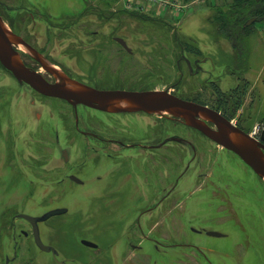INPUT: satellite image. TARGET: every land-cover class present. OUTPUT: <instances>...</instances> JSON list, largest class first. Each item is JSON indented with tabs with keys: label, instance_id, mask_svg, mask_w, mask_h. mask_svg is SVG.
<instances>
[{
	"label": "rangeland",
	"instance_id": "374dc122",
	"mask_svg": "<svg viewBox=\"0 0 264 264\" xmlns=\"http://www.w3.org/2000/svg\"><path fill=\"white\" fill-rule=\"evenodd\" d=\"M1 1L3 14L11 21L14 31L34 32L31 38L36 39L39 45L47 47L48 57L52 62L65 66L64 69L71 76L91 81L99 87L138 89L164 87L176 78L177 68L170 66V61L166 58L160 59L159 69L153 71L147 66L150 63L149 58L142 57L140 49L158 47L165 48V52H170L180 45L181 39L191 38L193 40L191 44L196 46L201 54L186 52V56L192 62L198 57L206 58L207 62L201 63L202 71L195 75H189L185 62H181L183 76L180 84L175 88L176 93L184 98L197 99L215 106L217 103L216 95L213 93L215 85L226 93H229L233 87L239 86L241 89L247 85L242 106L233 114V122L256 135L264 126V19L257 20L255 17H250L248 20L255 18L248 25L253 24L252 31L250 34L239 33L241 37L239 38L238 35V41L233 35L229 38L217 37L208 23L209 17L213 16L218 8L226 9L234 0H200L193 3L189 0H179L177 5H181L180 9L171 3L166 5L158 3L162 10L158 6L146 9L147 7L141 6L136 0L133 2L129 0ZM24 5L28 6L27 10L34 14L32 20L36 18L33 24L28 22L30 12L22 9ZM134 12L138 13L136 17L133 16ZM40 13L50 15L52 24L44 21ZM67 16L71 21L75 19L74 27H63V25H71V22H65L64 17ZM86 31H99L101 37L112 32V36L124 38L138 55L133 58L112 60V56L104 54V50L109 49L112 52V48L119 49L121 44L112 39L110 43L106 42V46L102 45L99 43L100 39L88 37ZM81 38L84 39V43L81 42ZM49 40L51 43L47 42ZM91 40H94V43L89 44L88 41ZM77 47L86 58L78 56L79 53L75 56H65L64 52H68L67 48L69 52H73ZM200 62L203 61L200 60ZM57 67L60 68V66ZM161 74L165 76L161 78ZM26 100L27 96L19 99V103L22 104L20 113L21 118L28 119L30 115L28 105L24 103ZM44 110L48 109L44 108ZM231 112L228 113L231 114ZM3 122L5 124L4 129L0 130V146L8 144L7 142L12 143L10 134L18 127L14 124L16 122L12 116L5 115ZM139 124L141 127L147 125L143 121ZM34 125L33 120H28L27 127ZM171 126L176 125L165 119L166 132L170 131ZM6 127L12 128L5 129ZM70 127L69 120L68 128ZM177 127L179 134L190 139L197 149L195 158L197 162H193L192 165L200 161L199 172L237 182L240 194L237 196L242 195L237 203L250 208L249 210L260 208L264 212V180L262 178L233 152L223 149L222 146L205 138L199 132L188 129L182 123H178ZM74 146L77 148L76 145ZM176 147L179 149V158L174 163V169L182 172L191 162L193 151L182 144ZM168 164L173 167L171 163ZM190 175L191 173L187 174L183 179L186 186L189 180L191 181ZM205 184L204 178L198 179V187ZM15 186L16 183L9 182L5 183V186L0 184V211L5 210L4 213H0V264H61V262L92 264L94 253L99 250H93V253L92 250L80 244L79 240L84 233L95 234L99 249L102 248L100 254L103 264H142L141 262L146 260L147 264H154L153 261L156 258L153 256L159 253L153 249L151 243L158 245L189 240V218L193 206L189 197L183 196L178 200L167 199L160 204L162 208L142 217L140 221L151 242L148 243L149 257L142 260L138 251H135V247L131 245V242L135 245L139 242L133 240L137 237L139 239L140 236V231L135 225L139 215L133 211V208H131L133 213L127 214L120 209L126 205L132 206L130 199L116 198L112 201L106 196L108 195L106 192H102L103 190L86 198L79 194L82 188L70 186L68 197L51 199L53 206L65 205L68 212L61 216H54L48 221L49 225L45 227L44 224L43 227L45 239L59 250L55 257L52 253L40 251L31 234L27 237L18 235L20 228L30 232V224L24 218L18 216L15 218L9 209L18 207L20 208L18 212L34 215L43 198L29 197L27 183ZM72 190L74 193L71 192ZM155 201L140 200L137 206L138 208L146 204L152 206L156 204ZM172 208L176 210L170 211ZM11 223L17 227L15 238L18 244L17 250H14L15 240L12 232H9ZM159 249L163 250L162 247ZM177 250L166 254H164L165 251H160L162 257L160 256L157 264H189V248L181 247L179 253ZM176 254H180L183 258L174 259L172 256Z\"/></svg>",
	"mask_w": 264,
	"mask_h": 264
},
{
	"label": "flooded vegetation",
	"instance_id": "af4514ba",
	"mask_svg": "<svg viewBox=\"0 0 264 264\" xmlns=\"http://www.w3.org/2000/svg\"><path fill=\"white\" fill-rule=\"evenodd\" d=\"M32 5L36 7L35 4ZM2 6L3 2L0 0V16L13 30L11 21L3 14ZM4 7L6 8V6ZM22 9L30 12L27 10L29 9L28 6L24 5ZM40 16L44 21L52 24L50 15L40 13ZM33 17L34 14L30 12L28 16L29 23L33 24L36 21V18L32 20ZM64 18L65 22H71V25H63V27H74L76 24L75 19L71 21L69 16ZM14 32L32 46L47 63L56 68L60 66L58 69L68 76L89 86L102 90H167L169 93L183 99L207 105L226 116L225 111L216 108L218 105L217 96L216 105L211 106L197 99L184 98L176 93L175 88L180 84L183 76L181 62H185L189 75L201 72V63L207 62L206 58L199 59V57L192 62L186 56V52L192 54L193 52L183 46L179 45L170 52H165V48L158 47L140 49L142 51L140 52L141 56L149 58L150 63L147 66L150 69L152 68L153 71L159 69L160 59L165 60L166 58L170 61V66H174V69L177 68L176 78L164 87L145 89L134 87L106 88L94 85L91 81L71 76L64 69L65 66L52 62L48 57L47 47L39 45L36 39L31 38L34 32L29 30ZM85 33L92 39H100L99 43L105 46L107 41L110 43L112 39L117 41V38H122L112 36V32H109L105 37H101L99 31H86ZM55 39L57 38L55 37ZM81 39V42L84 43V39ZM47 42L51 43L50 40ZM88 43L92 44L94 40L88 41ZM14 47L28 68L40 73L48 82L55 83L57 81V77L46 70L34 54L24 50L20 45ZM78 49L79 47L74 49L77 50L76 52L74 50L69 52L67 48L68 52H64L65 56H75L76 53H79L78 56L86 58L83 52ZM104 54L111 55L112 60L116 58H133L138 55L129 45L125 47L122 44L119 49L112 48V52L109 49L104 50ZM200 60L203 62H200ZM153 71L151 72L153 73ZM164 76L163 74L160 75L161 78ZM239 89L240 87L236 86L229 92ZM213 93L215 94L214 90ZM26 96L27 100L24 103L28 105L30 115L28 119L26 117L21 118L20 108L22 104L19 103V99ZM44 108L48 110L45 111ZM5 115L13 117L16 122L14 124L18 126V129L16 128L11 134L8 133L12 135V143L7 142L8 144L0 146V184L5 186V183L8 182L16 183L15 187H18L21 183H27L29 185V197L43 198L42 203L37 206L38 211L33 216H42L52 209L67 208L62 204L53 206L51 199L68 197L70 186L82 188L83 190L79 194L86 198L103 190L102 192H106L108 194L106 196L111 198L112 201L116 198L130 199L132 206L126 205L120 209L124 214H127L133 208V211L139 215L135 220V225L140 231V236L137 235L139 239L138 237L133 239L139 242L136 245L131 242V245L135 247V251H138L137 253L140 254L142 260H146L149 257L148 243L151 242L148 239V234L144 232L145 229L140 220L144 215L146 216L150 212L162 208L160 204L163 201L167 199L178 200L185 196V198L189 197L193 204L189 218V240H178L158 245L151 243L153 249L159 253V255L153 256L156 258L153 261L154 264L158 263L160 256L162 257L160 251H165L164 254H166L178 249L177 253H179L181 247L189 248V264H264V212L260 208L249 210L250 208H245L237 203V200L242 198V195L237 196L239 194L237 182L226 181L220 176L217 178L210 176L211 174L199 172L200 161H198V165H192L193 162H197L195 159L197 149L190 139L179 134L178 123H182L188 129L195 130L205 138L217 145L219 144L200 130L187 125L182 118L173 115L165 116L164 114L149 113L144 110L116 112L82 103L74 105L66 99L44 94L25 81H19L14 73L0 62V130L4 129ZM165 119L176 125L171 126L170 131L167 132L164 128ZM28 120H33L35 125L27 127ZM69 120L71 121L70 129L68 128ZM230 120L233 121V118ZM141 121L147 125L141 127L139 124ZM207 122L215 127L214 123ZM236 125L241 127L239 124ZM11 128L6 127L5 129ZM241 128L245 130V128ZM259 134L260 136L256 137L257 139L264 137L262 131ZM179 144L190 147L193 151L191 162L182 172L174 169V163L179 158V149L176 147ZM223 149L231 151L224 147ZM168 163H171L173 167H170L171 165ZM189 173H191V181L189 180L186 186L183 179ZM199 178H204L206 181L204 186H197ZM71 192L74 193L73 190ZM148 199L156 200V204L152 206L146 204V206L138 208L137 205L140 200L146 201ZM19 210L18 207L9 209L13 212L15 218L19 214H28L18 212ZM175 210L176 208H172L170 211L174 212ZM9 211L6 210V212ZM4 212L5 210L0 211V213ZM66 212H68V208ZM55 216L57 217V215ZM110 216L112 220V212ZM53 217L38 222V229L44 244L55 247L43 236L44 224L47 227L49 225L48 221ZM29 224L30 232L20 228L18 235L27 237L31 234L35 242L34 228L30 222ZM16 231L17 227L14 223H11L9 232H12L15 240L14 250L18 249L15 239ZM83 240H88L97 244V246L86 245ZM79 241L81 245L89 250H99L96 253L93 251L92 264H103L100 254L102 248L99 249L95 234L84 233ZM35 245L37 246L36 242ZM159 247H162L163 250H160ZM38 249L44 251L39 247ZM55 249L59 253L56 247ZM172 257L174 259L183 258L180 254ZM70 260L73 261V259ZM141 263L147 264L148 262L146 260Z\"/></svg>",
	"mask_w": 264,
	"mask_h": 264
},
{
	"label": "water",
	"instance_id": "95a60500",
	"mask_svg": "<svg viewBox=\"0 0 264 264\" xmlns=\"http://www.w3.org/2000/svg\"><path fill=\"white\" fill-rule=\"evenodd\" d=\"M254 20L255 18L248 20L244 26H248ZM117 41L123 46L128 47V44L122 38H117ZM15 45H20L34 54L44 68L57 77V81L55 83L48 82L40 73L28 68L15 49ZM0 62L7 69L11 70L19 81H25L44 94L66 99L74 105L82 103L116 112L144 110L149 113H171L176 117H180L187 125L200 130L219 145L236 153L264 180L263 136L257 139L218 110L204 104L183 99L169 93L167 90H102L73 79L62 70L42 59L32 46L10 29L1 16ZM207 121L214 123L215 127L209 125ZM66 211L67 208H57L46 212L42 216L29 214H19L18 216L26 219L33 225L37 246L46 252H52L56 257L58 251L55 247L46 245L41 240L38 222L45 221L55 215L63 214ZM83 243L93 247L97 246V244L88 240H83ZM64 263L61 262V264Z\"/></svg>",
	"mask_w": 264,
	"mask_h": 264
},
{
	"label": "trees",
	"instance_id": "16d2710c",
	"mask_svg": "<svg viewBox=\"0 0 264 264\" xmlns=\"http://www.w3.org/2000/svg\"><path fill=\"white\" fill-rule=\"evenodd\" d=\"M134 13L135 15L133 16L136 17L138 13ZM139 15L141 16V14ZM250 17H255L257 20L264 19V0H234L228 5V8H218L214 15L209 17L208 23L210 27H212L211 31L215 32L214 35L217 37L229 38L233 35L234 39L238 41L241 37L239 33H251L253 24L247 27L244 26V23ZM191 41H193L191 38L181 39L180 45L200 55L201 51L191 44ZM246 91L247 85L229 93L223 92L219 86H215L214 92L218 98V105L216 108L225 111L227 118L232 119L233 114L241 107L242 98ZM228 112H231V114H228ZM261 131L264 135V126Z\"/></svg>",
	"mask_w": 264,
	"mask_h": 264
},
{
	"label": "built area",
	"instance_id": "2783aa9c",
	"mask_svg": "<svg viewBox=\"0 0 264 264\" xmlns=\"http://www.w3.org/2000/svg\"><path fill=\"white\" fill-rule=\"evenodd\" d=\"M130 2H133V0H129ZM149 2H151V3H155V2H158V3H160L161 5H163V4H173V5H176L177 6V8L178 9H180L181 8V5H177L178 3H179V0H148ZM190 2H196V1H200V0H189ZM173 2V3H172ZM254 136H259V134H253Z\"/></svg>",
	"mask_w": 264,
	"mask_h": 264
},
{
	"label": "crops",
	"instance_id": "0c3cea01",
	"mask_svg": "<svg viewBox=\"0 0 264 264\" xmlns=\"http://www.w3.org/2000/svg\"><path fill=\"white\" fill-rule=\"evenodd\" d=\"M136 1H138L139 3H140V5L141 6H145V7H147L146 9H153L154 8V6H158L159 7V4H158V2H155V3H151V2H149L148 0H136ZM184 1V0H183ZM158 4V5H157ZM157 7V8H158ZM159 9L160 10H162L160 7H159Z\"/></svg>",
	"mask_w": 264,
	"mask_h": 264
},
{
	"label": "bare ground",
	"instance_id": "6f19581e",
	"mask_svg": "<svg viewBox=\"0 0 264 264\" xmlns=\"http://www.w3.org/2000/svg\"><path fill=\"white\" fill-rule=\"evenodd\" d=\"M24 50H26L24 47H22Z\"/></svg>",
	"mask_w": 264,
	"mask_h": 264
}]
</instances>
